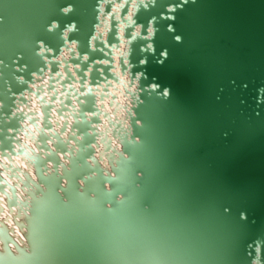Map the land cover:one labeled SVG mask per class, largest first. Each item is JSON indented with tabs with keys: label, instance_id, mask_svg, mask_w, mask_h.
<instances>
[{
	"label": "water",
	"instance_id": "water-1",
	"mask_svg": "<svg viewBox=\"0 0 264 264\" xmlns=\"http://www.w3.org/2000/svg\"><path fill=\"white\" fill-rule=\"evenodd\" d=\"M119 81L124 122L104 107ZM25 93L41 102L35 180L20 200L0 169V193L31 264H264V0H0L15 178Z\"/></svg>",
	"mask_w": 264,
	"mask_h": 264
},
{
	"label": "bare ground",
	"instance_id": "bare-ground-1",
	"mask_svg": "<svg viewBox=\"0 0 264 264\" xmlns=\"http://www.w3.org/2000/svg\"><path fill=\"white\" fill-rule=\"evenodd\" d=\"M118 8H116L115 10H117ZM106 23H107V19H106ZM105 29V27H103L100 31L103 32V30ZM103 37V36H102ZM125 45V44H123ZM124 47L121 46V50H123ZM115 51V50H113ZM115 56V65H116V58L117 55L120 54L119 51L114 52ZM63 57H67V54L65 53ZM115 72L117 75H119L118 73V69L117 66H115ZM61 78L63 77V74H61ZM46 78L47 76L45 75L44 78L40 81H38V84L34 82V86L32 87V89L34 90V88L39 85V83L41 82L42 85L40 86L42 89L45 88L46 86ZM126 79V78H125ZM124 81V80H123ZM120 82L118 83V85H115L113 83H111L112 88L109 90L111 93L115 92L113 90V87L116 88V96H118L116 98V101L119 104H114L112 107L113 109H109L107 106V101H104V107L106 109V111L108 112V116H110V119L117 117L118 119H120L121 121L124 122L123 116H124V112L122 110V106L128 99H125L124 95H123V87L121 85ZM124 84V83H123ZM75 88H77V85L74 86ZM55 89L58 90L59 89V85L55 86ZM60 93H58L59 95ZM39 97H43L44 100L48 99V94L45 92V90L42 91V95L41 93L38 94ZM25 97L28 99L27 101V107H23L20 106V110L22 109L24 111V113L29 112V114H27L25 116V120L23 123V131L22 133L19 134V138H20V146L21 148H24L23 151H21L18 154H15L14 157H9L10 158V163L12 164L13 167H18L20 169L19 171H14V172H18V176L19 178H15L14 176H11V173L9 171L8 168L2 170L1 169V176L3 177V179L5 180L6 183L11 184L15 187L16 189V194L18 195V198L20 200L25 199V194L24 192L21 190L22 188V184L21 182L23 181L24 176H28L29 180L34 181L35 180V175H34V170H33V166L31 163V159H33V157L31 156L30 158L28 157L30 154L34 155V153H37L36 150V136L38 133L43 132L40 129V120H41V112H40V106H41V102L36 99L34 97L33 94L27 96V94L25 93ZM55 107H58L57 102H55ZM116 108V110H115ZM51 114L53 115L52 117V121H57L59 124L58 125H53L52 129V133H57L58 131V127L60 126L61 122L63 121V118H58L55 116V112L54 110L51 112ZM36 118V119H31V122L28 123V120L30 118ZM66 119L68 120V123L71 122V116L70 114L67 115ZM103 121V127H99V129L102 131H104L107 134V138L111 140V144L112 147L119 150V146L117 145L118 143L116 141H114L113 139H111V136L108 132L107 129V121L106 120H102ZM57 126V127H56ZM47 133V132H45ZM105 133L101 134L104 135ZM59 137V135H58ZM63 137H65V135H63ZM104 142V141H103ZM49 145V144H48ZM18 146H15V150L17 149ZM103 145L102 143L99 144V149H97V155H100L102 157V164L105 167H107L106 165V160H105V155L103 152ZM0 164H3V166L7 167L8 165V161L5 158H0ZM7 165V166H6ZM1 167V165H0ZM13 172V173H14ZM24 173V174H22ZM4 188V192L6 193H0V222H2L5 226H2L0 223V264H31V259L28 261V259L25 257L26 255L24 254L27 251V246L24 242V238L22 235V232L20 231L21 229L18 226H21L22 224H24V218L22 217L21 213H18L17 210H19V205H15V209L12 210V215L10 214V212H8V208H7V201L8 199L11 197L10 196V191L8 189L7 186L3 187ZM24 188V187H23ZM25 191H27L25 189ZM16 214L18 215L16 217ZM20 215V216H19Z\"/></svg>",
	"mask_w": 264,
	"mask_h": 264
},
{
	"label": "snow or ice",
	"instance_id": "snow-or-ice-1",
	"mask_svg": "<svg viewBox=\"0 0 264 264\" xmlns=\"http://www.w3.org/2000/svg\"><path fill=\"white\" fill-rule=\"evenodd\" d=\"M184 2H187V0H184ZM178 7H179V5H176V6H170V7L167 8V12H168L169 14H171V13H175L176 10L178 9ZM153 19H155V18L153 17ZM160 19H162V20H172V19H174V16H172V15H164V16H161ZM169 30L171 31V29H169ZM176 39L179 40L180 37L177 36ZM148 47L150 48L151 45H149ZM241 218L244 219V218H246V217H244L243 214H242V217H241Z\"/></svg>",
	"mask_w": 264,
	"mask_h": 264
}]
</instances>
